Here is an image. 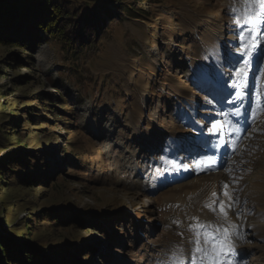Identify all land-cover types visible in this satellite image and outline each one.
Listing matches in <instances>:
<instances>
[{
	"label": "rangeland",
	"instance_id": "obj_1",
	"mask_svg": "<svg viewBox=\"0 0 264 264\" xmlns=\"http://www.w3.org/2000/svg\"><path fill=\"white\" fill-rule=\"evenodd\" d=\"M63 1L68 0L59 2ZM75 1L80 4L85 0ZM108 1L113 9L103 14L108 19L102 29L108 32L90 33L91 43L96 44H87L79 54L68 52L61 40L42 29L22 32L36 40L28 50L29 59L18 50L20 44L15 48L7 43L0 46V136L8 139L5 130L24 151L34 147V155L40 158L27 156L30 167L19 166L28 176L40 177L36 171L41 164L51 174L46 182H32L18 176L16 162L6 164L9 170L0 166V231L4 228L13 243L27 240L43 254L58 247H79V256L68 253L71 260L48 255L50 264L154 261L158 246L183 236L173 228L187 226L188 213L198 211L195 208L187 213L188 204L200 200L194 194L204 196L201 191L217 184L216 179L205 181L207 176L195 175L158 192L140 189L133 182L138 180L136 170L139 165L146 166L142 160L150 153L138 145L137 137L149 138V133L159 131L162 135L177 128L166 105L175 99L173 92L197 94L181 65L195 53L197 42L203 37L207 42L211 32L232 38L231 10L237 0H126L145 9L143 14L149 19L133 17L120 7L116 10ZM71 28L68 24L66 31ZM11 52L16 55L8 59ZM59 90L65 93V107L72 112H61L60 103L46 101L45 106L37 101L40 96L36 93ZM26 105L39 116L33 118L22 110ZM137 108L142 111L140 117ZM48 109H55L56 115ZM1 112L16 114L17 124H4L10 118ZM253 144L245 183L234 179L232 185L242 198L247 181L249 185V178L264 160V135ZM12 146L0 145V158ZM147 196L155 199L151 205L144 203ZM43 209L51 215L46 218L49 222L43 221L45 216H37ZM64 211H69V220L65 221L69 214ZM25 224L34 228L26 232L29 236L20 235ZM249 237L244 244H264V240ZM82 244L84 249H80ZM254 250L263 263L264 249Z\"/></svg>",
	"mask_w": 264,
	"mask_h": 264
},
{
	"label": "trees",
	"instance_id": "obj_2",
	"mask_svg": "<svg viewBox=\"0 0 264 264\" xmlns=\"http://www.w3.org/2000/svg\"><path fill=\"white\" fill-rule=\"evenodd\" d=\"M59 1L61 0H0V46L3 43H7L9 47L12 46L13 48H15L17 44H20L22 48L20 47L18 48V50L22 49V51H24L23 53H25L27 55V58L29 59L31 58V56H29L30 54L28 53V50L34 47V45L36 44V40L34 42V39H30L34 36L27 37V35L25 34L32 30L42 29L47 31L49 30L51 38L55 37L57 38V40H61L62 47L67 49L68 52H71V54H79L83 51L87 44L91 43L90 33L95 32L98 36L103 32H108V30L102 31L103 25L107 22L108 19V17L103 16V14L107 12L112 13L113 9V7L109 5L108 0H85L80 4H77V1L73 2L74 0L63 1L62 4ZM110 1H112L113 5L117 7L116 10H118V8L120 7L121 10L130 14L131 16L134 15L133 17L144 16L145 18L149 19V15L147 13H145L146 15L143 14V12L147 11L145 9H142L140 5L129 4L126 0ZM72 5L73 8L71 10ZM116 12L118 16H120L119 12ZM120 21L122 22L121 18ZM68 24H72V28L69 31H66ZM22 32H25V34ZM94 44H96L95 41H93L88 46ZM14 54L16 55V52H11V54H8V59L13 58ZM18 59L20 61H23L21 57H18ZM26 64L27 66H29L30 61H27ZM69 68H73L72 65H70ZM36 94L37 96H40L37 101L43 103L45 106L47 104L46 101L54 102L56 104L60 103L62 104V106L59 107V110L61 112H72L71 108L65 107L67 97L64 92H61L59 90L58 93L46 92ZM55 109H48V113L52 114L53 116L56 115ZM22 110L28 111V113L32 115L33 118L39 116V114L30 111V105H26ZM34 111H37L35 110V107ZM1 113L8 115L7 117L10 118L8 120L5 119L4 124H7V121L8 124L12 126L17 124V121H15L17 116L16 114H13L12 112ZM46 119L50 120L48 116L46 117ZM2 128L5 127L2 126ZM4 136L6 138L8 137V139L6 140L0 136V145L4 148H6L8 144H12L13 146L10 147V149L12 150H9V152L7 151L5 156L0 158L1 168L9 170V167H7L6 164H12L16 162L15 166H17V174L19 177H28L27 179L32 182H46L48 177H50L51 175L46 165L41 164V166L38 168V171H36V175H39L40 177H30L27 173H24L23 170L20 169V167H30V161H28L29 158H27V156L35 159H38V157L40 158V156L34 155V147L27 151H24L23 148L19 147V141H12L13 139L10 132L4 130ZM36 146L37 145H35V148H38ZM64 152H66V150H64ZM42 166H45L44 168H46L45 178L42 177L44 176ZM33 186L34 185L32 184V186L30 187ZM46 211V209H43L41 212H39V214H37V216L40 218H42V216H45L43 218V221L49 222L50 219L46 218L51 215ZM64 213L69 214L65 216L67 217L65 221L69 220L71 218L69 211H64ZM54 216H58V214H54ZM58 218H60V216H58L57 219ZM36 220L38 222L40 221L39 218ZM53 223H55V221ZM29 230H34L33 226L25 224L24 230H22V233L20 235L29 236V233H26ZM5 231L6 230H4V228L3 231H0V264H50L46 260L48 255L54 254L56 256H60L64 260H71L72 256L76 257L75 255H80L78 246H74L76 248L73 249H65L66 246L64 248L58 247V249L56 250H49L48 254L39 253L37 249L33 248L28 242H25L27 240L20 243H13L9 236L6 235ZM64 239H66V237ZM75 240L77 239L74 238V241ZM84 248L85 246L82 244L80 246V249ZM69 252L72 256L68 254ZM58 264H64V262L60 261Z\"/></svg>",
	"mask_w": 264,
	"mask_h": 264
},
{
	"label": "bare ground",
	"instance_id": "obj_3",
	"mask_svg": "<svg viewBox=\"0 0 264 264\" xmlns=\"http://www.w3.org/2000/svg\"><path fill=\"white\" fill-rule=\"evenodd\" d=\"M209 35L210 36H209V39L207 40V42L208 41L212 42L213 38H214V35L213 36H211L212 34H209ZM205 47H206V45H205ZM181 66L182 67H187L188 64L187 65L182 64ZM196 70H199V69L196 68ZM205 80H207V78ZM204 85H205V81H204ZM187 96H189V95H187ZM189 97L193 98L194 96H189ZM135 111H136L135 113H137V115L138 114L142 115L140 113L142 111L139 112L138 108L135 109ZM140 115H138V117H140ZM158 134L159 133L156 131L154 133V136H158ZM148 137L149 138H147V137L144 138L142 135H139L137 137L138 145L140 147H142L144 150H147L149 148V146L151 144V141H152V136L148 135ZM263 162H264V160L261 161V163H260L261 165H260V169L258 171V174L256 175V177L252 178V180L250 182L249 190L246 192V194H247L248 199H250L252 202H254V204L257 206V209L259 211H261L263 213V215H264V163ZM183 172L185 173V172H188V171L184 170ZM219 176L220 175L212 174V176L209 177V179L207 181H211L213 179H216L217 182H218ZM165 177H168V176L165 175ZM205 181H206V179H205ZM203 183H204L203 187H205V185H207V184L205 182H203ZM134 185H136L138 187H141V182H139V181L134 182ZM216 186H217V184L216 185H209L206 188L205 191H201L200 195H202L203 192H205L204 196H197L198 194H194L193 197H195L196 199H200V200L196 204H193V205L192 204H188L187 213H188L189 210L195 209V208L198 211L196 213L190 212V213H188V215H190L192 217H193V215H196V216H201V217H204V218H211V217H207V215H209V208L207 206H208V203H210V202L212 203V202L217 200L214 197V195H213L214 193L212 192V191H214L213 187H214V189H216ZM203 187H201V188H203ZM197 193H199V192H197ZM151 198L152 197L148 196L145 201L152 202L153 200ZM262 206H263V209H262ZM206 209L208 210L207 213L205 212ZM222 218H224V217H222ZM250 224H251V227H252V230L250 231V234L252 236L256 237L257 239H264V218L262 216L261 217L256 216V217H254L251 220ZM185 227L186 226H183V230H179V231L185 233V236L183 238H181L179 243H181L182 247L190 249L192 242L197 238V233L198 232L192 231L189 228V226H187L188 230L184 231ZM175 228L180 229V227H174L173 229H175ZM179 231L175 230V233L178 234ZM177 239H180V238H177ZM169 243L170 242L168 241L162 247L168 246ZM256 248H258L259 250H263L264 249V244H258L256 247H255V244H248V246L247 245L245 246V249H246L247 252H248V250H253V249H256ZM254 258L259 259L258 256H254ZM259 260H261V259H259ZM151 264H153V263H151Z\"/></svg>",
	"mask_w": 264,
	"mask_h": 264
},
{
	"label": "snow or ice",
	"instance_id": "obj_4",
	"mask_svg": "<svg viewBox=\"0 0 264 264\" xmlns=\"http://www.w3.org/2000/svg\"><path fill=\"white\" fill-rule=\"evenodd\" d=\"M243 3L245 4L246 8L248 5H254L255 6L254 11L248 12L247 10H244L242 13L237 14V10L234 8L232 10L233 13L243 18L245 23L249 21L258 20L261 24H264V0H243ZM239 22L240 20L237 19V23ZM227 195L228 193L225 192V196ZM222 204L223 202H221V205ZM230 207L231 205H229V208ZM224 214L227 215L226 212ZM232 227L238 228L237 225H232ZM237 235H239L238 232H237ZM202 236H203V244L207 245V247L200 246V239H197L193 241V243L197 245V249H196L197 252L201 254L203 258L208 260V264H225L224 261H221L218 258V256L225 255L223 247L217 244V241L220 240L221 238L216 236L215 234L209 235L208 233H203ZM225 238L227 240H230L232 238V233L225 231ZM233 249H234V245H232L231 248L228 249V253L231 254L233 252ZM238 264H240V262H238Z\"/></svg>",
	"mask_w": 264,
	"mask_h": 264
}]
</instances>
